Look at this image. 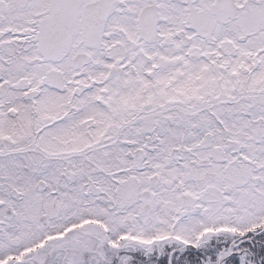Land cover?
I'll return each mask as SVG.
<instances>
[{
	"label": "snow or ice",
	"instance_id": "1",
	"mask_svg": "<svg viewBox=\"0 0 264 264\" xmlns=\"http://www.w3.org/2000/svg\"><path fill=\"white\" fill-rule=\"evenodd\" d=\"M0 264H264V0H0Z\"/></svg>",
	"mask_w": 264,
	"mask_h": 264
}]
</instances>
